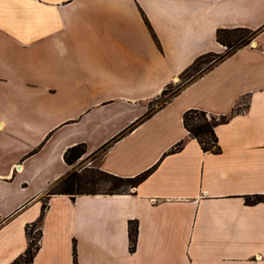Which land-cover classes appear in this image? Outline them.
Listing matches in <instances>:
<instances>
[{
	"label": "crops",
	"instance_id": "0c3cea01",
	"mask_svg": "<svg viewBox=\"0 0 264 264\" xmlns=\"http://www.w3.org/2000/svg\"><path fill=\"white\" fill-rule=\"evenodd\" d=\"M220 29L257 33L142 121L197 58L225 52ZM190 110L229 118L215 128L218 154L183 127ZM79 145L100 153V172L142 179L114 195H48L83 159H63ZM254 197L264 0H0V264L24 255L39 218L31 264H73V249L77 264H264Z\"/></svg>",
	"mask_w": 264,
	"mask_h": 264
},
{
	"label": "trees",
	"instance_id": "16d2710c",
	"mask_svg": "<svg viewBox=\"0 0 264 264\" xmlns=\"http://www.w3.org/2000/svg\"><path fill=\"white\" fill-rule=\"evenodd\" d=\"M257 32H252L250 30L246 29H232V30H226V29H220L216 31V40L217 42L225 48V52L222 55H215V54H207L200 56L197 58L187 69H185L179 76V78L185 77V80L180 82L174 89H171L169 91V88L172 87L174 84L169 85L166 87L158 100H162L161 103L155 107L161 108L163 105H165L170 99H172L174 96L179 94V92L184 89L187 85L192 83L194 80H196L198 77H200L202 74L209 71L213 66H215L217 63L221 62L223 59L231 56L233 53H235L238 49L247 46L250 44V42L254 39ZM207 60V61H206ZM156 100V101H158ZM155 101V102H156ZM155 107H149L147 113L143 116L142 121L147 119L149 116H151L155 112ZM228 117H208L206 113L196 111V110H190L183 114L182 117V124L183 127L188 132L189 136L195 140L201 150L203 152L212 153V154H218L220 152V149L218 147L217 143V137L215 135V128L218 125L224 124L228 121ZM132 129V126L121 133L118 137H122ZM109 143L104 146L103 151H105L108 147ZM182 148V142L176 144L174 148L172 149V152L179 151ZM85 147L83 145H79L76 147H73L69 150H67L63 156L64 162L67 165H73L76 163L79 159H81L85 155ZM106 175V174H105ZM110 179L115 181L116 183H129L130 187H132L134 184L138 183L142 177H138L135 180H128V179H119L115 178L109 175ZM79 179V176H77L74 173H70L66 178L59 181L54 187H56V190L51 189L48 193V195H68L72 199L73 197L77 195H95L97 193H104L109 195L119 194L127 192L126 190L119 189L118 184H114L111 187V190L108 192H82V193H76L72 190L73 184L76 183V181ZM53 187V188H54ZM262 202L264 203V197H254V198H247L246 203L248 204H255ZM46 209V206H42V213ZM39 218L37 222L34 225H38L40 222ZM40 236V231H38V237ZM136 238H137V226L136 223L129 222L128 224V239H129V251L133 252L136 247ZM38 242V241H37ZM37 250V245L35 246V249L32 248V241L30 239V245L24 255L20 257L18 260H16L12 264H19L20 262H23L22 264H31L34 256V252ZM73 264H77L76 262V255L75 250L73 249Z\"/></svg>",
	"mask_w": 264,
	"mask_h": 264
},
{
	"label": "rangeland",
	"instance_id": "374dc122",
	"mask_svg": "<svg viewBox=\"0 0 264 264\" xmlns=\"http://www.w3.org/2000/svg\"><path fill=\"white\" fill-rule=\"evenodd\" d=\"M207 61V60H206ZM185 77L178 78L174 85L169 88L174 89L180 82L184 81ZM162 100H158L150 104V107H155L161 103ZM100 155V153L90 156V157H83V159L79 160L78 165H75L72 173L79 176V179L76 183L73 184L72 190L76 193L82 192H108L111 190V187L114 184H118L119 189L126 190L130 188L129 183H116L104 173L100 172L96 166L95 159ZM56 190L57 188H52ZM29 237L32 241V248L35 249L38 241V225H33L28 229ZM20 262L19 264H22Z\"/></svg>",
	"mask_w": 264,
	"mask_h": 264
}]
</instances>
